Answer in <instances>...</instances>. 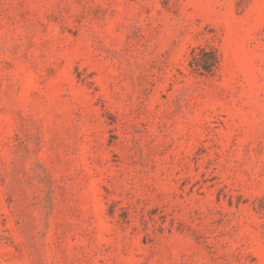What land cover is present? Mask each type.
Returning a JSON list of instances; mask_svg holds the SVG:
<instances>
[{"label":"rangeland","instance_id":"obj_1","mask_svg":"<svg viewBox=\"0 0 264 264\" xmlns=\"http://www.w3.org/2000/svg\"><path fill=\"white\" fill-rule=\"evenodd\" d=\"M0 264H264V0H0Z\"/></svg>","mask_w":264,"mask_h":264},{"label":"trees","instance_id":"obj_2","mask_svg":"<svg viewBox=\"0 0 264 264\" xmlns=\"http://www.w3.org/2000/svg\"><path fill=\"white\" fill-rule=\"evenodd\" d=\"M219 64L217 51L209 45L192 46L189 50L188 65L200 75H212Z\"/></svg>","mask_w":264,"mask_h":264}]
</instances>
